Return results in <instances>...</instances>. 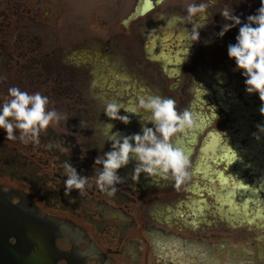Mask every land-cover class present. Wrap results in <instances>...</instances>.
<instances>
[{
    "label": "flooded vegetation",
    "instance_id": "1",
    "mask_svg": "<svg viewBox=\"0 0 264 264\" xmlns=\"http://www.w3.org/2000/svg\"><path fill=\"white\" fill-rule=\"evenodd\" d=\"M191 3L211 0L0 7V108L19 87L69 117L39 144L0 128V264H264V136L252 135L264 124L262 102L227 54L240 26L217 35L225 7L246 22L261 0H215L190 23ZM193 24L204 25L199 42ZM148 94L194 113V127L172 140L189 156V176L179 186L145 173L133 180V160L109 195L94 183L95 160L111 150V132L142 133V125L124 109L131 123L110 120L106 102L133 109ZM65 161L89 177L84 196L64 195Z\"/></svg>",
    "mask_w": 264,
    "mask_h": 264
},
{
    "label": "clouds",
    "instance_id": "2",
    "mask_svg": "<svg viewBox=\"0 0 264 264\" xmlns=\"http://www.w3.org/2000/svg\"><path fill=\"white\" fill-rule=\"evenodd\" d=\"M215 3H191L186 11L191 23L192 18L206 15L209 7ZM235 10L225 7L220 13L227 23L222 25L217 34L223 37L231 29L240 26L236 43H230L227 48L229 58L234 59V71L241 70L245 77L246 92L257 94L262 102L259 112L264 115V0L256 14L248 15L246 22L240 15L234 14ZM204 25L193 24L191 39L200 41V29ZM10 100L3 102L0 108V128L7 133L9 140H16V132L19 131V139L22 143H40V135L53 123L69 119L56 109H49L50 98L39 91L29 93L19 87L8 89ZM124 109L127 113L140 116L142 133L124 135L120 131L111 132L114 128L108 123L111 134L108 140L111 142V150L100 155L95 160L94 166L96 179L94 183L100 190L114 195L116 187L123 181L119 170L127 167L133 160L136 161L133 180H138L142 173L148 177H161L174 179L177 186L182 184L189 176L187 171L190 165L189 156L182 148L176 147L173 137L192 129L195 124L194 113L185 108L178 110L177 101L171 97L148 94L138 98L137 106L133 109L125 107L117 100L106 102L104 112L110 120H119L124 124L131 123L130 115H121ZM142 113H147V117ZM81 121V125H83ZM153 125L149 127L148 125ZM257 131L253 137L260 141L264 136V124H256ZM134 141V143H133ZM101 149L103 147H100ZM64 173L67 177L64 181V195L71 196L73 190L80 196L85 195L86 185H90L89 177L81 175L77 168L65 161Z\"/></svg>",
    "mask_w": 264,
    "mask_h": 264
},
{
    "label": "rangeland",
    "instance_id": "3",
    "mask_svg": "<svg viewBox=\"0 0 264 264\" xmlns=\"http://www.w3.org/2000/svg\"><path fill=\"white\" fill-rule=\"evenodd\" d=\"M109 2H111V0H106V3H107L106 6H107V7H108V3H109ZM5 3H6V0H0V7H2ZM97 3H98V0H90V4H91V5H95V6H96ZM62 24H64V20H62ZM56 29L60 31V30L62 29V26H58V25H57V26H56ZM59 33H62V34H63V32H59Z\"/></svg>",
    "mask_w": 264,
    "mask_h": 264
},
{
    "label": "water",
    "instance_id": "4",
    "mask_svg": "<svg viewBox=\"0 0 264 264\" xmlns=\"http://www.w3.org/2000/svg\"><path fill=\"white\" fill-rule=\"evenodd\" d=\"M135 15H136V14H133V15H131V16L133 17V16H135ZM36 264H37V263H36Z\"/></svg>",
    "mask_w": 264,
    "mask_h": 264
}]
</instances>
